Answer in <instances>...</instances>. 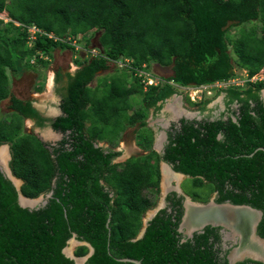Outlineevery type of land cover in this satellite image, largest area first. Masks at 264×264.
I'll return each mask as SVG.
<instances>
[{
  "label": "trees",
  "instance_id": "1",
  "mask_svg": "<svg viewBox=\"0 0 264 264\" xmlns=\"http://www.w3.org/2000/svg\"><path fill=\"white\" fill-rule=\"evenodd\" d=\"M5 11L11 21L0 19V103L9 101L12 112L2 116L0 109V146H11L10 167L23 181L25 197L51 196L39 209L21 207L16 187L0 169V264H75L63 253L74 235L94 248L86 264H133L119 261L124 258L143 264H229L220 256L218 229L207 227L183 241L178 231L183 211L172 197V212L157 213L137 239L144 215L157 203L161 159L193 177L196 187L218 191V202L261 210L258 234L264 239L263 82L226 90L227 106H239L235 121L182 119L164 156L151 151L117 164L121 153L97 144L117 146L126 129L139 122L147 131L148 111L158 112L159 103L177 94L172 82L201 87L230 80L237 69L249 76L259 73L264 68V0H0V13ZM254 22H260L261 35L255 27H242L231 37V28ZM31 27L44 34L29 46ZM91 31L101 32V47L74 75L67 74L63 114L53 124L64 138L53 146L24 131L25 120L38 115L31 102L13 94L11 77L32 67L35 56L46 65L39 53L74 51L67 38H85ZM121 58L133 59L140 69L172 67L174 76L146 90L140 81L129 85L130 74L127 79L120 74L106 92L107 77L98 73ZM134 96L141 108L129 116ZM88 253L87 246L75 252L77 257Z\"/></svg>",
  "mask_w": 264,
  "mask_h": 264
},
{
  "label": "rangeland",
  "instance_id": "2",
  "mask_svg": "<svg viewBox=\"0 0 264 264\" xmlns=\"http://www.w3.org/2000/svg\"><path fill=\"white\" fill-rule=\"evenodd\" d=\"M0 19L3 20L5 24L11 21V19L9 18L8 12H6V11L0 13ZM14 23L16 25L18 24L16 22H14ZM260 25H261L260 22L259 23L254 22L253 24L247 23V24H244L243 26H240V27L231 28L230 35H231V37L232 36L237 37V35L239 34V31L241 30L242 27H245L247 30L252 28V27H255L258 30L259 35H261ZM33 31H35V29L31 27L30 31H29L30 37L33 36ZM100 36H101L100 31H98V32L91 31L85 35V38L83 36H79L77 38L75 37V39L70 41L76 47L74 51H72L70 49H66V50L57 49L53 52L52 56L47 57L46 55H43L41 58H39V59L43 60L44 63H47L46 65L39 62V60L35 61L33 59V61H31V63H30L32 67H30L29 69H23L22 73L20 75H18L17 77H15V76L11 77V79H12V83H11L12 88L11 89H12L13 94L17 98L22 99L24 101H26L27 99L35 100V98L36 99L38 98L37 102L40 103L41 105L44 104L45 107L48 106V107L56 108V105H58V103H61V101H62L61 100V94H62V92L65 91L67 84H68L67 74H69V73L73 74L74 71L77 72L78 71L77 69L80 66L79 64L83 63L85 59H87V60L93 59L92 58L93 56L91 54L92 51L94 53H96L95 52L96 48L99 49L101 47V44L99 41ZM88 39L90 40V43L88 44V46H86ZM28 45L29 46L33 45V39L32 38L29 40ZM234 57L237 59L236 56H234ZM108 64H109L108 70H103V71L98 73V77H100V78L107 77V82L103 88L104 90H106V92H110L109 88L111 87V84H113V80H116V81L118 80V78L113 79V77L120 75V74L123 75V76H121L122 79L129 78L128 76L130 74V78H129V82H128L129 85L135 81H140L142 83L143 79L136 77L132 72L130 73L129 71L118 69L117 67L115 68L116 65H114V63L112 61L109 62ZM76 67H77V69H76ZM57 72L60 73L59 80H57V77H56ZM145 72L152 74L155 78L160 79L164 83L166 82L167 79L174 76V70L172 67H161L158 64H153L152 67ZM246 74H247L246 71H243V70L240 71L237 69V71H235V76L232 77L231 79L238 78L241 81L242 79L245 78ZM48 83H49V85H48ZM172 83H174V82H172ZM95 84H96V82L92 83L91 85L94 86ZM47 85H48V87H47ZM173 85H177V84L175 83ZM49 86H51V88H52V89L50 88L51 90L48 89ZM247 86H248L247 83H244V84H242L238 87H235V88L246 89ZM38 87L43 88L41 93L44 96H41V98H39L40 95H37V93H36V89ZM175 88L177 89L178 97L171 98L168 102L169 104L167 105V108H169V110H174V111L182 110L184 112H187L186 115L188 117H190V115L192 117H196L201 112L207 113L209 109H211V110L215 109L218 111L221 107L227 106V100H226V97H227L226 96V88L227 87L220 88V89H213L212 95H208V90L211 91V89H208L207 91L205 90V91H203V93L200 92L201 94H199V96H202V100H200V98L197 99V97H196V94L198 93L197 91H195V90L192 91V89L195 87H182V86L177 85V86H175ZM147 89L148 88H146V90ZM51 94H53V96H51ZM261 96L264 100V90L261 91ZM224 97H225V99H224ZM188 98L190 100H188ZM194 98H196V99L194 100ZM205 101H208V102L206 103L205 108H203V105H201V103L205 102ZM211 101H213V102H211ZM41 102H43V103H41ZM209 102H211V103L209 104ZM132 103H134L135 107L133 110L128 112L129 116L133 115L134 111H137L141 108L140 98H138L137 96H134L132 98ZM138 103H140V104H138ZM9 105H10V102L7 100L0 103V109L2 112V116L8 115L10 112H12L9 109ZM44 105L41 107L45 108ZM162 108H163V106H162ZM151 110H153V109H151ZM151 110L148 111L145 122H147V120L149 118L150 119L149 124H155L156 126H158L156 124V122L159 120L156 119L157 118L155 116L156 111L154 110V113H151ZM176 114H177V112H176ZM169 115H172V114H169ZM6 118H8V116L5 117L4 119H6ZM162 125H164V123ZM25 126H27V129H24V131L26 133H33V134L35 133L36 135H39L40 138H41V136L44 137L45 141H47V142L57 143L64 138L63 135L60 133H56L54 131L50 132L48 129L45 128V126H43L41 128L43 130L46 129L45 134L47 136L43 135L42 132L35 130V126L30 120H25L24 127ZM137 127H138V124H134V125L130 126V129H129L127 136H126V140L123 142V145L120 144L118 147V150L122 151V153H123L122 154L123 157L121 156L122 158H124L126 156L127 152H131L130 149L134 146V141H136V136H137ZM139 134H141V136L143 135V137H144V136H147L148 133H147V131L142 130ZM4 145H10V144H4ZM4 145H2L0 147L2 148V147H4ZM158 150H160V149L158 148ZM148 151L151 152L152 150L150 151V149H149ZM135 154L137 157L141 156V155L145 156L144 155L145 153L142 151H139V150L136 151ZM6 156H7V163H8V157H9L8 153L6 154ZM120 158L116 159V161L117 162H123V160ZM0 164L2 167L5 166V164L2 161L0 162ZM163 171H164V167H163ZM164 179H165V177H164ZM164 179L162 182V189H163L161 192L162 194H165L168 191V190L165 191L166 188L164 186ZM172 182H173V180H172ZM171 184L169 187H171ZM189 184H191V182H189ZM153 196L155 197L156 194L153 193ZM159 197L156 198V200H157L156 206L154 208L150 209L144 215L143 219L145 221L149 220L150 212L157 210L163 206L162 205L163 195H161ZM74 241H75V239L70 240V242L67 246L68 250H70V249L75 250L76 249L77 242L76 241L74 242ZM72 243H75V244H72Z\"/></svg>",
  "mask_w": 264,
  "mask_h": 264
},
{
  "label": "flooded vegetation",
  "instance_id": "3",
  "mask_svg": "<svg viewBox=\"0 0 264 264\" xmlns=\"http://www.w3.org/2000/svg\"><path fill=\"white\" fill-rule=\"evenodd\" d=\"M56 75H57V73H56ZM227 89L228 88H226V90ZM226 96L228 97V93L227 92H226ZM227 97H226V100L228 99ZM169 99H171V98H169ZM224 99H225V97H224ZM167 100H165L164 102L159 103V105H162L163 108L161 110H159L158 112H156V117H157L156 119L159 120V121L156 122V124L158 126L160 125L159 132H161V130H164L165 133H166L165 134L166 138H167L162 151L159 153L161 156H164V154L166 153L167 146H168V144L170 142V140H169L170 139V134L174 133L176 129H180L181 128L182 119H186V120H190V121H193V120H196V121H202V120L215 121V120H219V119L227 120L228 118H232L235 121L236 117H235L233 111L237 110L238 107H239L238 104H233L230 107H228V106L221 107L218 111L215 110V109L214 110L209 109L207 113H204V112L200 111L201 113L198 116L192 117L190 115V117H188L186 115L187 112H183L182 110H180V111L179 110H177V111L167 110L166 107L169 104L167 102ZM211 102H213V101H211ZM211 102H209V104ZM176 112H177V114H176ZM37 114H38V112H37ZM169 114H172V115H169ZM39 115L40 114H38V118H36V119L30 118L31 120L36 121V123H35L36 125H34L35 128H36V126L39 127V126L42 125V124L41 125L39 124L41 121H43V120H41V117H39ZM30 119H26V120H30ZM46 119H47V120H45L46 123L47 124L50 123L49 125L51 126V128H53V124L58 118L57 119H55V118L54 119L46 118ZM147 123H148V121H147ZM163 123H164V125H162ZM24 124H25V122H24ZM37 124H39V125H37ZM141 126H143V125H140L138 127V129H137V135H138V131L140 130ZM24 129H27V126H25ZM37 136L39 137V135H37ZM63 137H64V134H63ZM40 139L43 142L49 143V144H51L53 146H55L58 143V142L57 143L47 142V141H45L44 137H42V136H41ZM60 141H62V140H60ZM113 150L116 151L117 149H113ZM139 151L144 152L145 156L149 154L148 151L145 152L144 150H140V149H139ZM117 152H119V151H117ZM115 160H114V163H116ZM10 162L11 161L8 162L9 163V167H10ZM164 164L168 165L169 169L171 170V172L174 175L180 176L181 180H179L180 182H178V180H175V179L173 180V182L171 180L169 182V186L172 183L171 187L170 188L167 187V189H165V191L166 190H168V191L165 194H162L161 192L163 190L162 189V182H163V179H164V174H163ZM10 169H11V167H10ZM159 171H160V176H161V182H160V191L157 194V197L163 195V197H162V199H163L162 205L163 206L158 209L157 213H159L161 210H164V209H167V211L171 213L172 212V203H174V200H179L180 201L181 209L183 211V214H182V218H181V222H180V226H179L178 231L185 238V239H183V241H186L188 239H192L195 236V234L204 233V231H205V229L207 227L216 228V229H218V233H219L220 238H221L220 245H219V248L221 249L220 256L221 257H225L228 260L229 264H236L238 262H242V261H245V260H248V259L254 260L251 256L245 254V252H241V253L237 254V251L240 252L239 250L242 247L241 243H240V238H239L238 235L234 234L233 230L230 227H228L226 224L219 223L218 226H213L210 223L209 225H206L202 229H198V230L194 231L191 237H190V234L187 232V230L184 227H183V230L180 231L181 224H184V220H185V217L187 215L188 203H191L192 205H197V206H200V207H205V208H210L212 206L213 207H218L219 205H223V204H226V203H230V204H233V203L231 201H229V200H227L225 202H218L217 200L220 197L218 191H214V192L209 193V191L207 190L208 186H205L204 189L196 187L194 185V178L193 177L187 176L185 174H182V173H179V172L175 171L173 165L168 163V162H166L163 159H161L159 161ZM180 174H182L184 176H182ZM189 182H191V184H189ZM204 183L206 185L207 181H204ZM50 194H47V195H50ZM206 196H207V200H204L206 198ZM48 197L49 196H45L43 198V200L41 202V205H42L43 202L48 201V199H49ZM170 197L175 198V199L173 201L171 199L169 200ZM233 205L244 206V204H233ZM247 206H250V205H247ZM250 207H252V206H250ZM252 208H254V207H252ZM254 209L257 210V211H260L262 213L261 210H258L256 208H254ZM206 216H208V215H206ZM262 216H263V213H262ZM262 216H261V219H262ZM258 218L259 217H257L256 223L258 221ZM260 222H261V220L259 221V223H257L256 230H255V235H256L255 237H259V238H261L259 236V234H258V226H259ZM229 223H234V221L231 220ZM234 235H236V236H234ZM261 239H263V238H261ZM75 241L77 242V246H76V249L73 251V256H76L75 252H76L78 247H80V246H87L88 247V243H86V242H81V241L77 240V238H76ZM88 255H90V249H89V253L87 255L83 256V257H86ZM83 257H78V258H83ZM88 259H87V261H88ZM255 261H260V262H262L264 264V260H255ZM86 262H85V264H86Z\"/></svg>",
  "mask_w": 264,
  "mask_h": 264
},
{
  "label": "bare ground",
  "instance_id": "4",
  "mask_svg": "<svg viewBox=\"0 0 264 264\" xmlns=\"http://www.w3.org/2000/svg\"><path fill=\"white\" fill-rule=\"evenodd\" d=\"M52 89V88H51ZM6 152L9 156L8 146L4 145L0 149V160L5 164V169L8 166ZM8 157V162H9ZM164 186L167 189L169 187V182L171 180H181V177L178 175H174L171 170L164 166ZM170 188V187H169ZM22 204L25 206H35L37 204L36 201H27L22 198ZM251 211L244 208L239 209H230L228 207L225 208H215L210 207H200L197 205H192L188 203L187 207V215L184 220L183 227L190 234L195 230H198L206 223H223L226 224L233 230V233L238 235L242 240V247L237 251V254L241 252L252 253L257 256L264 257V244L258 242L254 236L253 231L255 227V223L257 217H259V213ZM258 213V214H257ZM208 215V216H206ZM259 219V218H258ZM234 221V223H229L230 221ZM229 221V222H228ZM234 235V236H236ZM75 242V241H74ZM75 244V243H72ZM75 246V245H74ZM73 250V249H72ZM78 264H83L81 260L78 261Z\"/></svg>",
  "mask_w": 264,
  "mask_h": 264
},
{
  "label": "crops",
  "instance_id": "5",
  "mask_svg": "<svg viewBox=\"0 0 264 264\" xmlns=\"http://www.w3.org/2000/svg\"><path fill=\"white\" fill-rule=\"evenodd\" d=\"M77 66V65H76ZM78 67V66H77ZM77 67H76V69H77ZM116 68V67H115ZM80 69V66H79V68L77 69V70H79ZM75 72L76 71H74V73L72 74V75H74L75 74ZM70 74V73H69ZM94 82H96V84L94 85V86H92V87H95L96 85H97V80H95ZM93 82V83H94ZM48 85H49V83H48ZM48 85H47V87H48ZM67 87H68V84H67ZM66 87V88H67ZM51 88V86H49V90H51L50 89ZM65 91H66V89H65ZM35 93V92H34ZM36 93H37V95H40L39 96V98H41V96H44L42 93H41V91H38L37 89H36ZM63 93V92H62ZM36 95V96H37ZM51 96H53V94H51ZM63 95L61 94V100L63 99V97H62ZM174 98V97H173ZM22 100V99H21ZM37 100H38V98L36 99L35 98V100H33V99H27L26 100V102L27 101H29V102H31L32 103V106L34 107V109H35V112H38V114H40L39 115V117H41V120H43V121H41V122H43V125L45 126V128L46 129H48L50 132L51 131H54V132H56L53 128H51V126H49V124L50 123H46V121L45 120H47L46 118H50V119H57V118H59L60 116H62V114H63V111H62V109H61V107H62V101H61V103H58V105H56V108H52V107H45V105H44V107L45 108H42L41 106H43V105H41L40 103H38L37 102ZM24 101V100H23ZM41 103H43V102H41ZM55 107V106H54ZM166 109L167 110H169V108H167L166 107ZM184 112V111H183ZM151 113H154V110H151ZM156 113V112H155ZM37 114V115H38ZM155 116H156V114H155ZM45 118V119H44ZM149 118H148V123L146 122V127L148 128L147 129V136H141V134H139L142 130H144L145 129V126H141L140 127V130L138 131V135L136 136V141H134V146L130 149V151L131 152H127V154H126V156L124 157V158H122L123 156H122V151H120V150H118V147H119V145L120 144H122L123 145V142L126 140V136H127V133H128V131H129V129H130V127H128L127 129H126V131L122 134V136L120 137V139H119V143L117 144V146H115V147H112V146H110V144L109 143H107V141H101V140H98L97 141V144H98V146H100V147H104L105 149H110V148H113V149H117L116 151H119L120 153H121V155L118 157V158H120L121 156V158L120 159H122L123 160V162H125V161H127L128 159H130V158H132V157H137L136 156V154H135V152L136 151H138L139 149L140 150H144L145 152H147L149 149H150V151L152 150V151H155V152H157L158 154L162 151V149H163V147H164V144H165V142H166V140H167V138H166V133H165V131L164 130H161V132H159V127H160V125L159 126H156L155 124H150L149 125ZM30 121L34 124V125H36L35 123H36V121H34V120H31L30 119ZM145 121V120H144ZM141 125H142V123L141 122H139ZM139 123H137L138 124V127H139ZM37 125H39V124H37ZM43 127V126H42ZM138 127H137V129H138ZM46 129H42L41 128V126H36V128H35V130H38V131H40V132H42V134L43 135H45V136H47L46 134H45V130ZM56 133H60V132H56ZM60 134H62V133H60ZM63 135V134H62ZM149 140H151V143H150V141ZM141 147V148H140ZM151 147V148H150ZM158 148L160 149V150H158ZM134 153V154H133ZM148 153H150L149 151H148ZM7 154V153H6ZM160 155V154H159ZM139 157V156H138ZM117 158V159H118ZM1 162V161H0ZM115 162L116 163H123V162H117L116 160H115ZM0 166H1V164H0ZM165 166V165H164ZM2 167V166H1ZM163 174H164V171H163ZM153 192V191H152ZM150 213H152V212H150ZM144 219H143V223H144ZM74 250H72V252H73Z\"/></svg>",
  "mask_w": 264,
  "mask_h": 264
},
{
  "label": "water",
  "instance_id": "6",
  "mask_svg": "<svg viewBox=\"0 0 264 264\" xmlns=\"http://www.w3.org/2000/svg\"><path fill=\"white\" fill-rule=\"evenodd\" d=\"M173 97H178V95L175 94V95H173L171 98H173ZM169 100H170V99H168L167 102H169ZM7 146H8L9 157H10V158H9V161H11V160H12L11 150H10V149H11V146H10V145H7ZM0 149H1V147H0ZM260 149L263 150V148H260ZM258 150H259V149H258ZM164 165H165L166 167H168L167 164H164ZM168 168H169V167H168ZM0 169H1V171H3V172L5 173V175L7 176V178L13 182L14 186L16 187V189H17V191H18V193H19L18 204H19L21 207H23V208H29V209H31V210H34V209H39V208H41V207H43V206H45V205L47 204V201L43 202L42 205H41V203H40V202H42V200H43V198H44V195H43V196H40L39 198L31 199V198H27V197H25V196L22 194V192H21V187H22V185H23V181L20 180V179H18V178H16V177L13 175V173H12L10 167H9V163H8L7 169H5V167H1V166H0ZM180 175H182V174H180ZM182 176H184V175H182ZM47 196L50 197L51 194H50V195H47ZM49 197H48V198H49ZM22 198H24V199L27 200V201H36L37 204H36L35 206H28V205L25 206V205L22 204ZM39 205H40V206H39ZM38 206H39V207H38ZM212 207H213V206H212ZM225 207H228V208H230V209L244 208V209H248V210H251V211L258 212V213H259V219H258L257 223H259V221L261 220L262 213H261L260 211L255 210L254 208H252V207H250V206H247V205H244V206H238V205H233V204H230V203H226V204H223V205H219L218 207H215V208H225ZM208 209H209V208H208ZM157 212H158V209L152 211V213H150V218H149V220H148V221H144L143 229H142V231L140 232V234L138 235L137 239H141V238L144 236L145 231H146V228H147L148 225H149V222H150V221H151V220L157 215ZM210 223H211V222H210ZM210 223L203 224V226H202L201 228H199V229H202L203 227H205L206 225H209ZM257 223H256V225H255V227H254L253 236H254V238H255L258 242L264 244V240H263V239H261V238H259V237H255V236H256V235H255V230H256ZM211 224H212L213 226H218V225H219V223H211ZM109 226H110V220L108 221V225H107V227L110 228ZM182 230H183V224H181V227H180V231H182ZM195 231H196V230H195ZM193 232H194V231H193ZM193 232L190 233V237L192 236ZM75 237H76V235L73 236V238H75ZM69 241H70V240H69ZM240 243H241V246H242V241H241V239H240ZM68 244H69V242H68ZM88 247H89V249H90V255H88V256H86V257H83V258H78V257H76V256H73V252H72V250H71V249L68 250L67 247L63 250V253H64L67 257H69V258H71L72 260H74V261H75V264H78V261H79V260H81L82 263L85 264V262L87 261V259H88V258L94 253V248H93L90 244H88ZM245 254L251 256L254 260H264V257L254 255V254H252V253H245ZM119 261H121V262H125V263L129 262V263H133V264H143V262H142L141 260H136V259H131V258L119 259Z\"/></svg>",
  "mask_w": 264,
  "mask_h": 264
},
{
  "label": "built area",
  "instance_id": "7",
  "mask_svg": "<svg viewBox=\"0 0 264 264\" xmlns=\"http://www.w3.org/2000/svg\"><path fill=\"white\" fill-rule=\"evenodd\" d=\"M35 29V31H33V36L29 38V40L32 38L33 41L36 40L37 36L38 35H42L44 34V32H42L40 29L36 28V27H32ZM30 31V29H29ZM51 38L54 37L53 34L49 35ZM57 39V38H55ZM75 38H73L72 36L67 38V41L69 44L73 45L70 41L73 40ZM75 41V40H74ZM76 48V47H75ZM77 50V49H76ZM79 51V50H78ZM96 53H94L92 51V56L95 57L98 55V51L95 50ZM39 58H41L44 54L43 53H39ZM35 61L37 60V56H35L33 58ZM33 59L31 61H33ZM114 65H116L115 67H117L118 69H122V70H126V71H129L130 73L132 72L136 77L138 78H142V83L144 84L145 86V89L150 87V86H156L160 83H163V81H161L160 79H157L155 78L152 74H149L145 71L146 70V65L143 66V68H137L135 65H134V60L133 59H130V58H121L119 60H116V61H113ZM264 68L257 74L253 75V76H249V74H246L245 75V78L242 79L241 81L236 78V79H230V80H226V81H218V82H215L213 84H210V85H205V86H201V87H195L192 89L197 91L198 93L196 94V97L197 99L200 98V100H202V96H199V94L203 93V91H207L208 89H211L208 90V95H212V90L213 89H220V88H224V87H227V88H230V87H238L244 83H247V85L249 84H257V83H260V82H263L264 83ZM263 71V72H262ZM201 92V93H200ZM193 98V97H192ZM196 98H194L195 100Z\"/></svg>",
  "mask_w": 264,
  "mask_h": 264
},
{
  "label": "clouds",
  "instance_id": "8",
  "mask_svg": "<svg viewBox=\"0 0 264 264\" xmlns=\"http://www.w3.org/2000/svg\"><path fill=\"white\" fill-rule=\"evenodd\" d=\"M172 85H173V83H172ZM174 86H177V85H174ZM230 88H231V87H230ZM42 196H43V195H42ZM45 196H47V195H44V197H45ZM71 239H75V240H76V237H75V238L72 237ZM71 239H70V240H71ZM68 242H70V241H68ZM67 246H68V244H67Z\"/></svg>",
  "mask_w": 264,
  "mask_h": 264
}]
</instances>
